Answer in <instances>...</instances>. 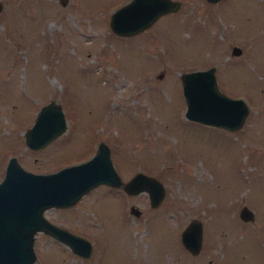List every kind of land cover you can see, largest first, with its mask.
Instances as JSON below:
<instances>
[{"label": "rangeland", "instance_id": "374dc122", "mask_svg": "<svg viewBox=\"0 0 264 264\" xmlns=\"http://www.w3.org/2000/svg\"><path fill=\"white\" fill-rule=\"evenodd\" d=\"M123 1L0 0V178L11 154L47 171L103 139L122 179L141 170L163 184L154 205L145 189L99 182L45 207L91 249L79 255L36 230L32 264H264V0H180L129 35L109 26ZM211 64L218 87L246 102L237 128L184 115L180 72ZM50 98L66 127L30 147L24 131ZM242 204L252 219L238 215ZM191 218L201 222L196 252L180 237Z\"/></svg>", "mask_w": 264, "mask_h": 264}, {"label": "water", "instance_id": "95a60500", "mask_svg": "<svg viewBox=\"0 0 264 264\" xmlns=\"http://www.w3.org/2000/svg\"><path fill=\"white\" fill-rule=\"evenodd\" d=\"M179 3L180 0H125L111 11L109 26L118 34L129 35L150 25L160 14L176 9ZM240 50L238 44L231 46V52ZM180 79L187 118L231 129L242 124L248 111L246 102L241 96L227 94L218 87L214 64L182 70ZM65 126L60 103L50 98L39 107L33 122L25 129V142L37 148ZM99 182L121 186L129 193L146 189L152 205L157 204L163 194L162 182L144 171L137 170L122 179L103 139L89 157L47 171L25 168L16 155L11 154L0 178V264H32L36 230L66 242L80 255H88L89 239L49 220L43 209L69 205ZM129 210L134 214L140 211L133 204L129 205ZM238 215L246 220L252 219L254 214L248 205L242 204ZM180 237L186 248L196 252L201 241L200 220L191 218L182 228Z\"/></svg>", "mask_w": 264, "mask_h": 264}, {"label": "flooded vegetation", "instance_id": "af4514ba", "mask_svg": "<svg viewBox=\"0 0 264 264\" xmlns=\"http://www.w3.org/2000/svg\"><path fill=\"white\" fill-rule=\"evenodd\" d=\"M89 190H90V189H89ZM89 190H88V191H89ZM86 192H87V191H86ZM72 204H73V203H72ZM139 212H140V211H139Z\"/></svg>", "mask_w": 264, "mask_h": 264}, {"label": "bare ground", "instance_id": "6f19581e", "mask_svg": "<svg viewBox=\"0 0 264 264\" xmlns=\"http://www.w3.org/2000/svg\"><path fill=\"white\" fill-rule=\"evenodd\" d=\"M146 190V189H145ZM147 191V190H146Z\"/></svg>", "mask_w": 264, "mask_h": 264}]
</instances>
